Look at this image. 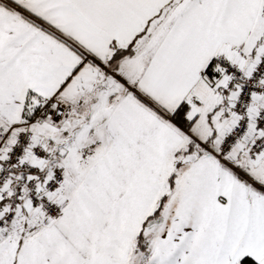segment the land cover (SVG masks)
Segmentation results:
<instances>
[{
	"label": "snow or ice",
	"instance_id": "1",
	"mask_svg": "<svg viewBox=\"0 0 264 264\" xmlns=\"http://www.w3.org/2000/svg\"><path fill=\"white\" fill-rule=\"evenodd\" d=\"M0 264H264V0H0Z\"/></svg>",
	"mask_w": 264,
	"mask_h": 264
}]
</instances>
